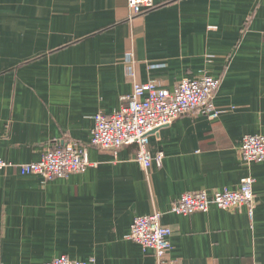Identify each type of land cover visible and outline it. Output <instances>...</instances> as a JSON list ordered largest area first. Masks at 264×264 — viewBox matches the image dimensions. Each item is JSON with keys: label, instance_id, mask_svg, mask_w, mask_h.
Segmentation results:
<instances>
[{"label": "crops", "instance_id": "0c3cea01", "mask_svg": "<svg viewBox=\"0 0 264 264\" xmlns=\"http://www.w3.org/2000/svg\"><path fill=\"white\" fill-rule=\"evenodd\" d=\"M128 0H0V159L37 163L55 146L86 150L94 166L44 182L0 173V262L156 264L126 236L136 217L163 214L168 264H264V162L239 158L244 135L264 137V0H153L129 20ZM139 84L172 92L186 79L221 81L211 120L183 114L149 135L162 165L145 172L136 147L90 146L93 118ZM254 179L245 209L180 216L186 192L237 190Z\"/></svg>", "mask_w": 264, "mask_h": 264}, {"label": "built area", "instance_id": "2783aa9c", "mask_svg": "<svg viewBox=\"0 0 264 264\" xmlns=\"http://www.w3.org/2000/svg\"><path fill=\"white\" fill-rule=\"evenodd\" d=\"M129 20L153 10V0H128ZM126 75L132 82L131 95L113 114L98 113L93 118L90 146L116 153L124 147H136L135 162L147 172L153 164L162 165V152L152 156L149 135L163 126L173 123L183 114H202L214 120L220 112L214 108L213 99L221 81L209 75L178 82L172 92L152 82L139 84L134 77L133 54H126ZM239 151L240 160L247 163L264 162V137L244 135ZM46 151L37 163L14 165L0 159V173L10 168L24 176H39L44 182L66 179L73 174H83L94 165L88 160L86 150L75 145L55 146ZM254 179L244 178L237 190L186 192L180 195L169 208V213L191 216L207 213L211 207L222 211L245 209L252 217L254 211ZM163 214L153 212L136 217L126 238L142 250L153 252L156 264H168L172 231L161 224ZM71 261L60 256L45 264H91ZM1 264V262H0Z\"/></svg>", "mask_w": 264, "mask_h": 264}, {"label": "water", "instance_id": "95a60500", "mask_svg": "<svg viewBox=\"0 0 264 264\" xmlns=\"http://www.w3.org/2000/svg\"><path fill=\"white\" fill-rule=\"evenodd\" d=\"M157 130V129H156ZM156 130L155 131H153L151 134H153L154 132H156Z\"/></svg>", "mask_w": 264, "mask_h": 264}]
</instances>
